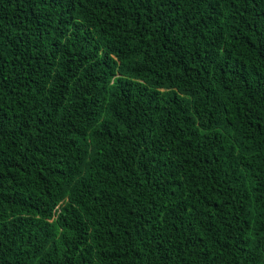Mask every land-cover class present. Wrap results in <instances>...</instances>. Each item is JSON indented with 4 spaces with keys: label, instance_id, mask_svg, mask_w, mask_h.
I'll return each mask as SVG.
<instances>
[{
    "label": "trees",
    "instance_id": "trees-1",
    "mask_svg": "<svg viewBox=\"0 0 264 264\" xmlns=\"http://www.w3.org/2000/svg\"><path fill=\"white\" fill-rule=\"evenodd\" d=\"M0 264H264V0H0Z\"/></svg>",
    "mask_w": 264,
    "mask_h": 264
}]
</instances>
